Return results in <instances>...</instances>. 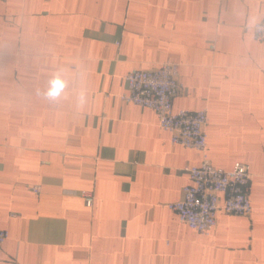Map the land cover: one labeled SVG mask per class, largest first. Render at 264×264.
Segmentation results:
<instances>
[{
	"label": "crops",
	"instance_id": "obj_1",
	"mask_svg": "<svg viewBox=\"0 0 264 264\" xmlns=\"http://www.w3.org/2000/svg\"><path fill=\"white\" fill-rule=\"evenodd\" d=\"M262 20V0H0V264H264ZM164 62L172 109L207 110L211 164L251 174L250 215L219 210L207 236L166 207L201 154L118 98L127 72ZM60 67L85 75L49 102Z\"/></svg>",
	"mask_w": 264,
	"mask_h": 264
},
{
	"label": "built area",
	"instance_id": "obj_2",
	"mask_svg": "<svg viewBox=\"0 0 264 264\" xmlns=\"http://www.w3.org/2000/svg\"><path fill=\"white\" fill-rule=\"evenodd\" d=\"M252 36L255 41H264V20L252 26ZM178 72V65L170 62L150 70L132 69L123 77L125 91L118 98L124 104L152 110L159 128L168 133L171 145L201 154L197 166L185 168L188 183L181 190L180 200L166 207L189 229L207 236L215 227L219 210L236 216L250 215L252 207L247 189L251 174L243 163L236 162L230 170L211 164L206 154L207 110L172 109V99L180 90ZM30 190L38 193L39 188L32 186ZM80 196L86 207L92 206L91 193L80 192ZM7 238L8 231L0 227V244Z\"/></svg>",
	"mask_w": 264,
	"mask_h": 264
},
{
	"label": "clouds",
	"instance_id": "obj_3",
	"mask_svg": "<svg viewBox=\"0 0 264 264\" xmlns=\"http://www.w3.org/2000/svg\"><path fill=\"white\" fill-rule=\"evenodd\" d=\"M84 70L73 67H60L48 79L47 88L41 95L49 102H59L61 99L66 98L67 90L69 87V79L75 77L78 80H83ZM75 103L77 106H82L86 103V95L83 91H76L74 93Z\"/></svg>",
	"mask_w": 264,
	"mask_h": 264
}]
</instances>
